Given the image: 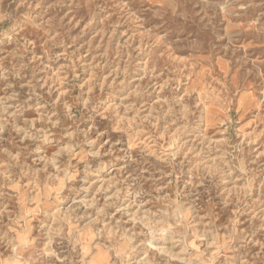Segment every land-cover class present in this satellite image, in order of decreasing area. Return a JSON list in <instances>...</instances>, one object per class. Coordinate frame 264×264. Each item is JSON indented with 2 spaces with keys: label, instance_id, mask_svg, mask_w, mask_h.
Listing matches in <instances>:
<instances>
[{
  "label": "rangeland",
  "instance_id": "374dc122",
  "mask_svg": "<svg viewBox=\"0 0 264 264\" xmlns=\"http://www.w3.org/2000/svg\"><path fill=\"white\" fill-rule=\"evenodd\" d=\"M0 264H264V0H0Z\"/></svg>",
  "mask_w": 264,
  "mask_h": 264
}]
</instances>
